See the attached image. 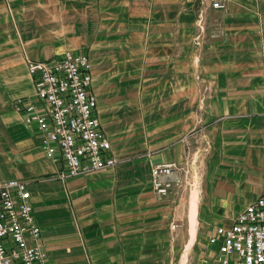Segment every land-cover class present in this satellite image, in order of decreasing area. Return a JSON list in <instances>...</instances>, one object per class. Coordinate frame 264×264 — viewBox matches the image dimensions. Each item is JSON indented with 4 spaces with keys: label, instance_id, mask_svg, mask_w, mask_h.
Returning a JSON list of instances; mask_svg holds the SVG:
<instances>
[{
    "label": "crops",
    "instance_id": "0c3cea01",
    "mask_svg": "<svg viewBox=\"0 0 264 264\" xmlns=\"http://www.w3.org/2000/svg\"><path fill=\"white\" fill-rule=\"evenodd\" d=\"M67 49L91 59L121 162L62 180L14 102L34 97L28 59ZM187 156L199 256L264 193V0H0V182H27L48 264H176L181 203L156 194L151 169Z\"/></svg>",
    "mask_w": 264,
    "mask_h": 264
},
{
    "label": "built area",
    "instance_id": "2783aa9c",
    "mask_svg": "<svg viewBox=\"0 0 264 264\" xmlns=\"http://www.w3.org/2000/svg\"><path fill=\"white\" fill-rule=\"evenodd\" d=\"M227 0H209L216 10ZM34 97L17 98L15 108L28 126L36 128L46 155L63 163L59 178L90 175L121 162L102 128L98 101L91 90L93 73L87 54L67 49L60 58L27 61ZM183 163L154 164L151 184L159 196L172 193L190 172ZM27 182H0V264H48ZM177 223L172 225L175 229ZM186 264H264V193L238 214L230 226H216L202 253Z\"/></svg>",
    "mask_w": 264,
    "mask_h": 264
},
{
    "label": "rangeland",
    "instance_id": "374dc122",
    "mask_svg": "<svg viewBox=\"0 0 264 264\" xmlns=\"http://www.w3.org/2000/svg\"><path fill=\"white\" fill-rule=\"evenodd\" d=\"M196 166L192 165L191 163V167H190V172L188 174H184V182L181 186H177L173 189L172 194L174 195L178 201V203H181V210H182V217L176 221L173 224L177 223V227L175 229L172 228L173 230V237L175 238H181L182 240V248L180 250V252L178 253L177 256V260H176V264H181V261L183 260V256L185 255L186 251L184 249L185 245L188 241V237L190 234H188V212L190 210V201H191V196L195 195L198 190L195 189V186L197 187V182H196ZM191 219V217H190ZM172 224V225H173ZM215 228V227H214ZM213 228V229H214ZM179 230H183V233L181 234V236L179 235ZM205 241L201 240L200 236H199V232L197 233V238L196 241L194 243V246L191 248V250L188 252L187 257H186V263L188 258L193 262L196 261L198 253L201 251L202 247H203V243ZM188 246V245H187ZM185 251V252H184ZM185 263V264H186Z\"/></svg>",
    "mask_w": 264,
    "mask_h": 264
},
{
    "label": "bare ground",
    "instance_id": "6f19581e",
    "mask_svg": "<svg viewBox=\"0 0 264 264\" xmlns=\"http://www.w3.org/2000/svg\"><path fill=\"white\" fill-rule=\"evenodd\" d=\"M198 197V196H197ZM196 199L198 200V198H196V194L193 195L192 197V207H191V211H190V217H191V229H190V234H191V238L189 240V244L187 246V252L186 254L183 256V260H182V263L181 264H185L186 263V257H187V254L188 252L191 250V248L193 247V244L196 240V232H197V219H196V216H197V205H196Z\"/></svg>",
    "mask_w": 264,
    "mask_h": 264
}]
</instances>
